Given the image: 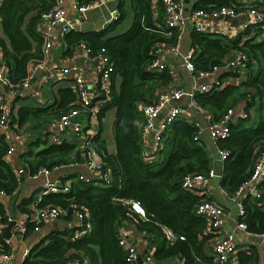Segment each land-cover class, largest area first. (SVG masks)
<instances>
[{
    "label": "trees",
    "instance_id": "1",
    "mask_svg": "<svg viewBox=\"0 0 264 264\" xmlns=\"http://www.w3.org/2000/svg\"><path fill=\"white\" fill-rule=\"evenodd\" d=\"M130 1L134 18L126 31L107 36L126 17V0H119V14L106 29L66 35L69 45L85 44L93 56L104 47L110 56L114 70L109 92L100 97L103 102L98 119L101 123L106 110L115 108L116 151H109L100 126L87 147L82 145L83 139L77 133H74L77 139H72L49 129L40 130L30 138L20 153L23 172L30 176L42 167L51 169L77 162L81 167L82 158L88 157V149L99 153L101 172L108 179L85 181L78 170L70 175L73 177L71 183L64 182L69 184V189L44 192L38 200L33 193L16 203L21 212L32 211L33 204L56 207L63 219H71L81 212L84 221L90 220L93 228L81 237L74 236L75 228L51 230L29 249L22 264H131L119 243L121 223L130 217L152 237L155 246L150 254L156 261L178 258L175 264H221L216 260L212 241L222 231L211 227L208 216L196 211L197 204L209 197L184 185L186 176H208L213 167V156L201 138L200 126L178 114L163 131L161 144L152 150H148L141 130L144 115L139 103L155 101L159 90L173 79L166 68L159 70L150 66L155 58L154 49L177 44L179 31L167 26L163 0ZM246 4V0H197L193 10L209 11L225 5L246 9ZM251 4L264 16V0ZM35 5L37 3L32 0H4L1 7L4 29L12 45L9 47L0 39L3 59L10 66L9 75L14 82L27 74L30 59L43 57L40 35L36 34L35 27L40 15L51 7V0L48 5L42 0L41 5L45 6L31 17L27 27L29 35L38 42L34 49L23 25L25 16ZM190 39L195 72L223 65L239 51L248 56L244 79L215 85L206 91L197 90L193 96L199 108L212 112L213 121L221 119L229 108L242 106L244 109V114L230 123L229 134L215 138L218 148L228 151L219 181L228 194H233L250 177L259 153L264 151V19L253 22L235 37L192 29ZM229 74L237 75L233 70L225 71L219 74V79ZM118 75L121 81L116 85ZM47 114L46 107L42 106L30 111L21 108L18 116L11 115L10 121L23 124L34 120L33 126L43 129L47 122L42 118ZM54 136H58V140H53ZM9 146L0 133V191L13 195L20 186L21 173L9 161ZM260 187L262 196L245 198V212L239 217L253 233L264 231V181ZM126 200L139 201L146 216L136 213L130 216ZM10 215L7 205L0 199V252L13 250L1 230L10 223ZM43 224V221L28 217L21 229L12 230L17 235L29 237ZM167 228L174 232V238L168 235ZM233 254L238 257L237 264H253L259 259L255 248L244 251L237 246ZM0 264H7L2 257Z\"/></svg>",
    "mask_w": 264,
    "mask_h": 264
},
{
    "label": "crops",
    "instance_id": "2",
    "mask_svg": "<svg viewBox=\"0 0 264 264\" xmlns=\"http://www.w3.org/2000/svg\"><path fill=\"white\" fill-rule=\"evenodd\" d=\"M3 1L4 0H0V39H2L7 46L12 47L11 41L3 25L1 14ZM32 1L37 3V5H35V7L25 16L23 26L28 37L33 41V48L35 49V46L38 44V42L29 35L27 32V27L30 24L31 17L37 15L45 5H41L42 0ZM43 1H45L46 5H48L50 2V0ZM196 1L197 0H185V7L188 10L193 9V5ZM253 1L255 0H246V3L250 4ZM87 3H89L91 6L89 11L85 13L79 11L78 6ZM65 5L68 16L73 21V28L62 37H60L58 28H53L51 32L53 45L44 55L41 64L34 69V76L31 86L27 89V91H25L23 95L17 96L12 100V102L7 104L10 118L13 114L18 116L19 110L21 108H26L27 111H30L35 107L42 106L46 107L48 111V114L42 118L43 121L47 122L43 129L33 126L35 123L34 120L25 122L23 124L18 123L17 120L14 122L10 121L9 125L3 129L2 133L8 140L9 144H14L16 147L13 153L8 154V158L17 172H19L20 167L23 168V165L20 161V153L29 139L38 135L40 130L47 131L51 129L55 132L60 131L61 135L66 134V136L72 139H77L74 133L70 132L69 129H61L59 125V116L64 108L69 107L72 105V103H76V101H78L75 81L76 76L80 74L90 84H92L98 82L100 78V70L98 60L89 53L86 47L80 42L75 45H69L66 35L71 32H99L106 29L112 22H114L115 15L119 14L120 3L119 0H66ZM125 8L127 10L126 17L128 16V25L131 22L129 26L130 28L134 18V9L130 0H126ZM40 16L41 17H39V21L37 22L35 29L36 34L40 35V48H42L44 41L43 32L46 30L48 21L43 19L42 15ZM248 21L249 16L238 17L230 20L225 18L219 20L215 30L211 32L222 33L230 37H235L239 32L242 31V25ZM121 28L122 26H117L115 29L109 31L107 36L119 34L118 32ZM192 29V24H190V27L187 29V31L182 34L177 51H173L167 47L163 55V60L166 62L165 68L173 76L170 84L183 85L187 89L191 90L197 85H200L202 82L207 81L201 78L198 74L191 73L183 63L182 53L192 48L190 39V32ZM3 57V45L0 41V60L4 61ZM74 65H79L78 70L73 68ZM65 67H69L70 71L67 73L64 72ZM244 78L245 75L237 76L229 74L223 78V81L225 80V84L232 82L238 83ZM119 79L121 78L118 75L115 79L116 85L120 84ZM181 104V116L190 119L192 122L198 123L201 129V138L206 141L207 147L209 148L213 159L215 157H221L220 149L218 148L215 139L211 135L210 124L213 121L212 112L192 106L190 104L189 97L184 98L181 101ZM81 118L84 123L82 135L90 133L95 137L101 126L100 130L102 131V134L106 136L109 151H116V140L113 132L115 108L111 107L106 110L102 116L101 123L99 122L98 116H91L87 111H82ZM147 141L148 145H152V134L148 136ZM148 147H151L149 148L151 150L153 149V146ZM80 168V163L78 162L62 165L55 171H52L51 177L59 178L63 182L67 181L68 183H71L73 177L70 175L77 172ZM219 178L220 176L215 175L207 181L198 180V185L200 186V190L198 191L201 192V195H206L209 197V199H213L217 203L224 206L226 210V220L220 230L222 232L231 230L236 231L238 250L243 248L244 251H251L255 248L259 253V259L253 264H264V237L257 233L247 232L238 227L240 215L237 204L230 197L227 191L221 186ZM43 181L44 178L35 180L30 175L25 174L24 179H21L20 186L13 195L0 194V199H2L7 205L9 213L15 217H21V211L16 207V203H18L23 197H28L33 193H36L35 199L38 200L45 190ZM32 204L33 202H31V205ZM76 223H78V217L76 215H74L71 219L58 218L56 220H51L43 224L40 229H36L29 237L17 235L16 233H13L12 230V236L7 240L10 242L12 249L16 253V256L13 260L6 263L22 264L24 260L22 255L23 250L26 248L30 249L36 242L40 241L51 230H65L75 228ZM120 232L130 241L134 242L137 246V249L143 254L145 252H151V249L155 246L150 234L138 227L137 221L134 217L127 218L121 223ZM177 259L178 258H170L167 260H161L157 261L156 264H175ZM229 263H238V257L236 254H233L230 257Z\"/></svg>",
    "mask_w": 264,
    "mask_h": 264
},
{
    "label": "built area",
    "instance_id": "3",
    "mask_svg": "<svg viewBox=\"0 0 264 264\" xmlns=\"http://www.w3.org/2000/svg\"><path fill=\"white\" fill-rule=\"evenodd\" d=\"M66 0H51V7L42 14L43 19L48 21L46 30L43 32V47L42 54L44 55L48 52L50 47L53 45L51 38V32L53 28H58L60 37L68 33L73 28V21L68 16L66 8ZM165 9V18L168 27H176L179 31V40L175 45L170 46H157L154 49L155 58L151 61L150 66L154 69H164L166 67V62L163 60V55L165 49L169 47L173 51L178 50V45L182 34L187 31L192 24V28L197 31H213L215 30L217 23L222 19H235L238 17L249 16V21L242 25L241 30H245L253 22H258L264 19L262 12L255 8L251 3L246 4L248 8L238 9L231 6H221L212 10H188L185 7V0H163ZM90 4H82L78 6L79 11L85 13L89 11ZM117 15H115V18ZM253 18V20H252ZM86 47L87 45L82 44ZM90 53V52H89ZM93 56V55H92ZM43 57L32 58L27 63V74L19 81L14 82L11 80L9 72L10 66L4 61L0 60V133L3 132L9 123L10 115L7 108V104L12 102V100L18 95H23L25 91L31 86L33 80V71L37 68L43 61ZM95 57L99 63L100 78L98 82L90 84L82 75H77L76 81V92L78 101L74 105L64 108L59 116V125L61 129H69L72 133H77L81 139H83L82 145L87 147L93 135L86 133L82 135L84 129V123L81 118L82 111H87L91 116H99L100 110L102 108L103 99L100 98L102 94L109 92L111 85V75L114 70L113 63L104 47L101 48ZM183 63L185 67L193 74H198L201 78L207 80L197 85L194 89H187L183 85H167L162 87L157 93L155 101L151 102H140L138 107L144 115V122L142 124V134L146 139L147 148L148 146H153V148L158 147L163 140V131L169 125V123L182 111L181 101L184 98H190V104L194 107H198L193 99V96L197 90L206 91L215 85H224L225 80H220L219 74L225 71H235L237 76L246 74V60L248 56L245 52H236L229 60L223 65L215 66L209 71H199L195 72V65L193 63V52L192 48L186 52L182 53ZM74 69L78 70L79 65H74ZM70 68L65 67L64 72H69ZM239 114H244V109L242 106L235 108H229L228 111L223 115V117L217 121H212L210 124L211 135L215 139L217 136H226L230 132V123L236 119ZM87 132V131H86ZM153 135L152 145H148V136ZM53 140H58V136H54ZM16 147L14 144H10L8 149V154L15 151ZM148 150H150L148 148ZM221 158H226L228 151L221 150ZM87 158H83L84 162L81 163V168L79 172L81 177L85 181L99 180L95 182H101L103 179H108L106 174L101 172V157L99 153L95 150L88 149L86 151ZM147 155L149 153H146ZM150 157V155L148 156ZM58 167L48 168L42 167L31 177L35 180H40L44 178L43 186L45 188L44 192L47 191H58L60 189H69V184L62 182L59 178H52V171H55ZM19 172H23V168H19ZM24 173V172H23ZM215 176L213 170L210 171L208 176L197 174L195 176L188 175L184 179V185L188 188L198 191L200 186L198 185V180L207 181L211 177ZM264 181V151L259 153L256 159L254 169L250 177L246 179L238 189L233 193L229 194L230 197L236 202L239 215L245 212L244 199L252 198L257 199L262 196V190L260 184ZM0 194L7 195L4 191H0ZM129 204L128 214L136 213L141 217L146 216L145 209L143 205L136 200H126ZM33 210L30 212H21V217L10 216V222L16 220V226L14 229H21L25 224L28 217L34 220L43 221L44 224L51 220H56L60 217V211L56 207H40L32 205ZM197 213L208 216L210 220V225L213 228H220L226 220V210L224 206L217 203L213 199H202L196 207ZM78 217V223H76L74 236L81 237L84 233L89 232L92 228V222L90 220L84 221V214L78 212L75 214ZM127 219V218H126ZM124 219L123 221H125ZM41 226H37L36 229H40ZM238 227L247 230V225L244 221H238ZM167 233L169 236L174 238V232L167 228ZM264 237V231L257 233ZM119 243L123 246L127 253V260L131 264H156V259L150 254V252L141 253L134 242L130 241L125 235L119 233ZM212 249L216 256V260L225 264L229 261L230 257L237 249V236L236 231L231 230L227 232H221L216 235L212 242ZM29 254V248L23 250V257ZM16 256L14 250L9 252H0V257H2L6 262H10ZM46 264V263H40Z\"/></svg>",
    "mask_w": 264,
    "mask_h": 264
},
{
    "label": "water",
    "instance_id": "4",
    "mask_svg": "<svg viewBox=\"0 0 264 264\" xmlns=\"http://www.w3.org/2000/svg\"><path fill=\"white\" fill-rule=\"evenodd\" d=\"M148 148H151V147H148ZM81 162H84V159L82 158ZM223 164H224V159L221 158V157H215L213 159V167H212V170H213V173L215 175H218L220 176L223 172ZM24 173L22 172L21 173V179L23 180L24 179ZM16 226V220H12L9 224L7 225H4L1 230H2V233L5 235V237L8 239L12 236V229Z\"/></svg>",
    "mask_w": 264,
    "mask_h": 264
},
{
    "label": "rangeland",
    "instance_id": "5",
    "mask_svg": "<svg viewBox=\"0 0 264 264\" xmlns=\"http://www.w3.org/2000/svg\"><path fill=\"white\" fill-rule=\"evenodd\" d=\"M127 18H128V16L125 18L126 20L123 19L122 22L120 23L119 26H122V28L120 29V31H119L118 33H121V32H123V31H125V30H127V29L129 28L131 22H130V24L128 25ZM127 25H128V26H127ZM119 81H121V79H119ZM10 216H14V215L11 214ZM14 217H15V216H14Z\"/></svg>",
    "mask_w": 264,
    "mask_h": 264
}]
</instances>
